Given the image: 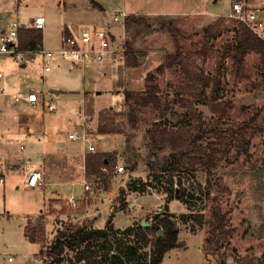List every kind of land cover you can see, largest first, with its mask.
I'll use <instances>...</instances> for the list:
<instances>
[{
	"label": "rangeland",
	"instance_id": "obj_1",
	"mask_svg": "<svg viewBox=\"0 0 264 264\" xmlns=\"http://www.w3.org/2000/svg\"><path fill=\"white\" fill-rule=\"evenodd\" d=\"M72 1L76 12L53 10L57 8V0H0V18L14 11L20 22L28 23L43 14L46 22L41 44L44 49L56 50L67 33L63 30L64 20L69 22L76 17L78 27H83L84 22L90 24L97 19H84L89 14L85 12L89 9L87 0ZM200 2L197 4L200 10L197 8L188 14L149 16L145 23L133 22L126 26L124 21L107 25L116 36L111 49L120 50L113 56L106 53L100 64L111 57L109 68L104 73L96 72L87 83L89 91L86 93L97 99L93 110L84 112L83 130L95 136L103 135L97 141L103 143V150L115 154V164L104 169L105 175L99 177L87 172L86 154L83 168L69 164L74 170L68 167V178L79 174V181L68 186L74 189L75 204L66 198L55 204L52 199L46 208L48 216L28 219V232L37 242L30 241L24 234L25 216L33 208L31 195L11 184L15 177L20 179V174H7L0 183V264H45L39 250L51 242L57 228L96 227L95 222L106 220L110 215L112 222L107 226L104 244L95 242L89 250L98 251L93 260L108 262V255L118 251L116 247L125 249L126 245L134 244L140 247L139 254L151 259L149 240L153 231L148 230L147 238L142 239L140 234H125L122 230L132 223L136 228L141 221L153 225L156 213L160 220L168 212L173 214L168 215L177 229L176 243L163 250L158 264H264V66L254 51L246 54L241 65L233 51H229L235 41L234 28L237 22H243L228 16L231 0L209 3L210 10L225 12V15L208 14L205 2ZM176 8L164 7L167 11ZM120 11L115 8L107 15L112 17ZM218 21L219 26H214ZM209 25L221 32L203 47L204 28ZM172 33L193 67L213 77L208 85L199 84V91L187 87L175 63L163 66L168 54L176 49ZM127 50L131 51L136 65H126L124 53ZM21 61H26V65L21 66ZM43 61L38 49L0 54V86L6 90L11 77L17 83L43 88L46 97L56 102L54 120L60 117L68 121L61 129L75 127L82 132L78 121L83 119L79 111L85 108L84 91L78 78L69 79L66 74L65 67L70 62L56 57L55 70L47 82L42 77ZM54 80L55 87L74 88L79 92L54 95L46 87ZM111 86L114 89L110 94L102 92ZM128 89L154 90L159 97L158 105H139L131 110L123 96V91ZM3 98L9 97L0 93V105L7 103ZM102 104L106 107L98 109ZM98 118L115 132L97 133ZM70 120L77 122L69 124ZM156 120H161V125L168 129L182 127L202 146L213 142L214 158L198 166L190 176L182 174L181 169L161 174L159 167L169 149L151 150L144 137L145 130ZM65 142L74 147L82 143L81 139L68 138ZM56 145L57 141L45 142L46 150ZM45 160L52 170L61 168L53 154ZM116 164L122 165L124 170L118 172ZM46 177L44 173V180ZM80 178L90 183L93 198L88 196L90 192L83 190ZM142 183H145L143 190L128 188L130 184L138 187ZM174 185L184 191L183 198L177 199L171 192L170 187ZM106 191L111 192L109 202L105 199ZM197 213L202 214L200 222L190 216ZM181 214L185 216L180 218ZM101 227H106V223ZM82 247L65 249L57 264H81L77 257Z\"/></svg>",
	"mask_w": 264,
	"mask_h": 264
},
{
	"label": "crops",
	"instance_id": "obj_2",
	"mask_svg": "<svg viewBox=\"0 0 264 264\" xmlns=\"http://www.w3.org/2000/svg\"><path fill=\"white\" fill-rule=\"evenodd\" d=\"M94 1H96L98 6H92L90 4V1L87 0V7L89 9H87V11L85 12L89 14L88 17H84V19L92 18V17H97V19L94 22H91L90 24H86V22H84V24L81 25L91 27L95 25L107 26L112 24L109 23L110 16L107 15V12L115 8L116 9L120 8L121 10L126 11L130 15L134 14L137 16H144L145 18L155 15L173 16L180 14H188L194 12V10L197 8L200 10L197 4L201 3L200 1L202 0H94ZM241 1L244 4H246V7H248L249 10H254L257 12L264 11V0H241ZM167 5H171L174 7L176 6L177 8L174 9L173 11H167L166 9H164V7ZM208 6L209 3H205L204 9H206L205 11L210 15L226 14L225 12L217 13L215 11H212L208 8ZM55 7L57 8H53V10L58 9L61 12L62 11L65 12L66 9H69L72 10V12H76L75 11L76 4L72 0H57ZM68 21L69 22H66L65 20L63 21V27H64L63 30L67 31V33L75 32L78 28H80L78 27L80 24L76 23L78 21L76 17H73L71 20ZM111 34H112V39L115 40L116 36L112 32ZM123 37H124V33L122 35L121 42L123 40ZM118 50L120 49H113V53ZM110 53L112 54V56L114 55L112 52ZM110 61H112L111 57L110 59H108L106 63L102 65L100 64V61H94L92 58H90L86 60L85 65L83 67H79L71 62H70L71 64L70 63L66 64L65 70L68 78L69 79H72L73 77L78 78L80 86H82V89L84 91L83 104L85 108H83V111L82 110L79 111L83 119L78 121L80 122L78 124L81 125L82 131H84L83 130L84 112L93 110V107L95 105V99H97L96 97H91L89 94L86 93L89 91L87 83L90 82L91 76L93 77L94 74H96V72L104 73L105 70L107 71V69L110 66ZM25 65H26V61H21V66H25ZM55 65L56 62L54 59V61L52 62V68L50 72L46 74V77L43 78V81L48 82L49 80H51V74L55 70ZM75 68L77 69V71H72L75 70ZM42 77H43V72H42ZM46 87H48V89L54 95L60 94L61 92H65V91L72 93L79 92V90L77 89L74 90V88H70L67 90L65 87H61V88L55 87V80L51 83H47ZM113 89L114 86L113 87L111 86L109 88H106L102 92L110 94V90ZM5 91L7 93L9 92L27 93L30 91H35L44 94L43 88H34L31 85L28 86V84L24 85L22 82L17 83V81L13 80L11 77L8 78L7 88ZM102 92L99 94H102ZM7 96L9 98L6 99L3 98V100L5 99L7 103L4 104V102H2L0 105V154L10 156L12 158L17 157L19 155L23 156V159L21 161H17L14 158L6 162L7 163L6 166L10 167L12 170L4 174V179L5 176L9 173L20 174V179L16 180L15 177V179L13 180V182H11V184L17 189L22 188L23 190L29 192L30 193L29 196L31 195L30 196L31 204H33V208H32V212H30V214L27 213V216H25V220H26L25 224H26L28 219H32L38 216H44V217L48 216L49 211L46 208L48 207L52 199L53 200L55 199L54 203L57 204L59 200L63 198H66L68 200V197L70 195L74 196L73 195L74 189L72 187L69 188L68 186H72L73 184H75V182L79 181L78 180L79 174L75 178L72 179L68 178L67 176L68 167L69 170H71L70 168H72L70 165H76L83 168L82 166H83L84 155L87 152L83 148V143L81 144L78 143V146L76 145L74 147L73 145L65 142V139L68 138L67 137L68 132H72V131L78 132V131L76 130L75 127H68L67 129L64 130L61 129V126L67 125L65 122L68 121L61 119L60 117L58 119L55 118L54 120L53 114L57 113V105L55 111L41 110L38 105L32 106L26 101L14 100L10 98L9 95ZM44 97L48 100L54 101L51 97H46L45 94ZM103 105L104 104H102V106L98 109L106 107V105L105 106ZM96 109L97 108H95V110ZM73 122L76 123L77 121L70 120L69 124H72ZM88 133L92 135L91 132ZM96 136L97 138H100V136L103 135H96ZM18 140L26 143L24 150L19 149ZM56 141H57L56 146H53L51 149L46 150L45 142L49 144H53V142ZM95 146H96L95 152L108 151L102 149L103 143L101 141H97V139H95ZM76 148L79 149L78 152L76 151L77 150ZM51 154L55 156V160L57 161L58 166L61 167L57 171L52 170L51 166L46 163L45 159H48L49 156H51ZM31 169L39 170L41 172L42 179L37 187L27 188L23 184V179L25 177L26 170H31ZM72 172L74 173L76 171H72ZM44 173H46L47 175L46 180H44ZM83 180L85 179L80 178L79 183L81 184ZM81 186L83 188L82 184ZM90 189L85 190V192L87 191L90 192ZM66 192L67 193L71 192V193L70 195H67ZM110 193H111L110 191H106L105 199H107L108 202L112 200V198L109 197ZM88 196L93 198L95 194L93 192H90ZM159 207L160 206H157L156 208ZM104 222L105 220L102 219L97 223L95 222L94 225L96 227H101L104 224Z\"/></svg>",
	"mask_w": 264,
	"mask_h": 264
},
{
	"label": "trees",
	"instance_id": "obj_3",
	"mask_svg": "<svg viewBox=\"0 0 264 264\" xmlns=\"http://www.w3.org/2000/svg\"><path fill=\"white\" fill-rule=\"evenodd\" d=\"M89 1L92 6H98L96 1ZM133 22L145 23L146 18L144 16L128 14L124 19L125 26ZM221 22L222 21H220V23ZM214 26H219V21L215 23ZM213 28V25L204 28L205 45L203 47H206L210 38H214L220 34V29L215 28V30H213ZM234 30L235 41L231 44L229 51H233V55L236 56L238 65L243 64L246 54L254 51L259 55L261 64L264 66V39L243 22H237ZM172 36L176 49L173 53L168 54L167 60L163 66H170L175 63L186 80V83L188 84L187 87L199 91V84L206 86L210 81L212 82L213 77L205 75L202 71L195 69L190 58L182 52L176 36L173 33ZM41 41L42 30L33 28L21 29L19 32L18 48L19 50L37 49L38 46L41 45ZM205 51L206 50L203 48V52ZM124 54L127 66L136 65V62L132 60L133 56L131 51L127 50ZM123 96L125 103L130 106L131 110L139 105L152 104L156 106L159 102L158 95L152 89H144L142 91L128 89L123 91ZM110 132L115 131L106 127L102 118H98L97 133ZM144 137L151 150L169 149L168 154L163 157V161L159 167L161 174L181 169L182 174H188L190 176V173H193L198 166L213 159L216 151L214 150L215 147L213 142H209L207 146H202L200 143H197V140L194 139L192 135L187 134V131L182 127L168 129L166 126L161 125V120L154 121L153 124L145 130ZM115 161V154L110 151L87 152L85 155V167L87 172L89 174H95L98 177L104 176V171L114 165ZM105 182L107 181L105 180ZM174 183L176 184V182ZM144 185L145 183H142L138 187H135L130 184L128 188L134 191L143 190ZM170 190L175 194L177 199L183 198L184 191L181 190L180 186L174 185L170 187ZM164 192L169 194L168 190H164ZM168 214L171 216L173 215L168 212L158 220V213H156L154 215L156 223L153 225L143 226L141 223H138L136 228H134L132 223L122 230V233L125 234H140L142 239L147 238L148 230L150 232L153 231V237L149 240L151 259H147L146 256L139 254L138 250L140 247L134 244L126 245L125 249L116 247L118 251L112 255H108V262L106 260H93V257L98 251L93 252L89 250L93 248L92 246L95 242L104 244L107 226H110L112 222L111 215L105 220L106 227L79 225L74 228H57L51 242L45 248H40L39 253L43 255L45 264H57L62 259V253L65 249L75 250V248L82 245V250L77 257V261L81 262V264H89L90 262H97L96 264H158L161 261L163 250L174 246L176 243L177 229L174 227L173 221ZM184 216V214H181L180 218H183ZM190 216L193 219L198 220V222L202 219L201 213ZM28 223L29 222L25 224L26 227L24 226V234L30 241L37 242V239L28 232ZM39 225L41 227V223H39ZM159 230L164 231L162 236H157ZM101 244L96 245L98 246ZM87 251L88 255L86 256ZM120 252L123 254L120 255Z\"/></svg>",
	"mask_w": 264,
	"mask_h": 264
},
{
	"label": "built area",
	"instance_id": "obj_4",
	"mask_svg": "<svg viewBox=\"0 0 264 264\" xmlns=\"http://www.w3.org/2000/svg\"><path fill=\"white\" fill-rule=\"evenodd\" d=\"M205 3H210L213 0H202ZM128 13L124 10L116 13L109 19V23L124 21ZM228 16L234 17L245 22L256 34L264 39V11L249 10L241 0H233ZM46 18L39 14L32 18L28 23L20 22L15 12L9 13L5 18H0V54H14L19 51V32L21 29H39L42 30L45 26ZM112 34L106 25L83 26L78 28L75 32H69L63 36L59 49H44L42 45L38 46V51L42 53L43 61V78L50 72L52 68L53 59L56 57L62 60L74 63L79 67H83L87 59L92 58L94 61H101L106 53H113L111 49ZM1 76V74H0ZM0 93L7 94L14 100H23L30 105H38L41 110L55 111L56 104L52 100L44 97L43 93L30 91L27 93L14 92L7 93L2 86H0ZM30 133V132H28ZM67 137L71 140L81 139L83 148L86 152H95V135H90L88 132H68ZM20 150H24L26 143L18 140ZM15 160L21 161L23 156L14 157ZM10 156L0 154V183L4 181V174L10 170L6 166V162L14 159ZM83 167V166H82ZM116 170L122 172L124 167L116 164ZM188 175V174H187ZM42 175L39 170H26L23 184L25 187H37L41 182ZM84 190L90 189V183L83 180ZM75 197L70 195L68 201L75 204ZM12 257H8L11 260Z\"/></svg>",
	"mask_w": 264,
	"mask_h": 264
},
{
	"label": "water",
	"instance_id": "obj_5",
	"mask_svg": "<svg viewBox=\"0 0 264 264\" xmlns=\"http://www.w3.org/2000/svg\"><path fill=\"white\" fill-rule=\"evenodd\" d=\"M55 90V89H54ZM56 91V90H55ZM141 225H143V226H147V225H149V222H147V221H141ZM162 231L161 230H159L158 231V235H160V236H162Z\"/></svg>",
	"mask_w": 264,
	"mask_h": 264
}]
</instances>
